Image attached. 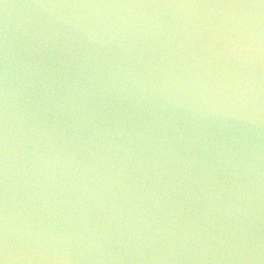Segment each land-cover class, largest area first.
<instances>
[{"label": "water", "instance_id": "obj_1", "mask_svg": "<svg viewBox=\"0 0 264 264\" xmlns=\"http://www.w3.org/2000/svg\"><path fill=\"white\" fill-rule=\"evenodd\" d=\"M5 264H264L261 0H0Z\"/></svg>", "mask_w": 264, "mask_h": 264}, {"label": "snow or ice", "instance_id": "obj_2", "mask_svg": "<svg viewBox=\"0 0 264 264\" xmlns=\"http://www.w3.org/2000/svg\"><path fill=\"white\" fill-rule=\"evenodd\" d=\"M261 3L264 4V0H261ZM0 264H4V260L0 259Z\"/></svg>", "mask_w": 264, "mask_h": 264}, {"label": "clouds", "instance_id": "obj_3", "mask_svg": "<svg viewBox=\"0 0 264 264\" xmlns=\"http://www.w3.org/2000/svg\"><path fill=\"white\" fill-rule=\"evenodd\" d=\"M4 264H5V261H4Z\"/></svg>", "mask_w": 264, "mask_h": 264}]
</instances>
